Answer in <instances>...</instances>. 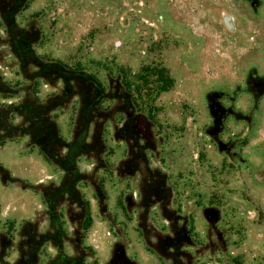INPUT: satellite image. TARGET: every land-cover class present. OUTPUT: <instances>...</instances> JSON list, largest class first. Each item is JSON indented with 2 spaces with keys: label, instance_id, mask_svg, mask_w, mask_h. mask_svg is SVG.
<instances>
[{
  "label": "rangeland",
  "instance_id": "374dc122",
  "mask_svg": "<svg viewBox=\"0 0 264 264\" xmlns=\"http://www.w3.org/2000/svg\"><path fill=\"white\" fill-rule=\"evenodd\" d=\"M13 22L104 96L85 131L78 85L23 76L0 19V104L26 97L60 137L0 146L2 263L29 241L36 264H264V0H30Z\"/></svg>",
  "mask_w": 264,
  "mask_h": 264
},
{
  "label": "trees",
  "instance_id": "16d2710c",
  "mask_svg": "<svg viewBox=\"0 0 264 264\" xmlns=\"http://www.w3.org/2000/svg\"><path fill=\"white\" fill-rule=\"evenodd\" d=\"M29 1L30 0H0V19L4 23L7 45L18 61L23 76L36 80L38 78H43L45 75H49L56 80H60L63 87L70 86V84H77L79 87L78 91L85 92L87 90L84 94L78 91L75 92L79 97L77 118H79L78 121L80 122V126L84 127L86 131L96 112L95 108L99 107L103 99V88L93 75L80 69L71 68L59 61H45L33 52L31 42L28 39L14 38L12 36L14 30L13 19L17 13L27 8ZM29 66H33L37 70L29 74L27 71V67ZM155 73L160 81V84L155 86L154 89L155 94H158L171 86L172 79L163 68L157 69ZM11 91L12 89L0 78V94L7 95ZM89 92L90 94L88 95ZM29 103L30 101L25 97L24 100L18 104H0V146H2L6 140H13L24 136L29 138L31 144L37 145L40 148L45 147L48 143L60 144V137L55 123L52 118L47 115L49 112L47 110L44 112H40L39 110L34 111L29 108L31 104ZM15 116L20 118V122H15ZM43 155V157L47 159L48 156L45 153ZM71 184L70 182L68 186H71ZM86 203L87 202H85L87 211ZM89 222L90 215L86 212L83 227L87 228ZM34 246V242H26L27 253L19 257L17 260V263L19 262L18 264L37 263L33 258L36 252L33 250ZM0 264L11 263H2L0 259Z\"/></svg>",
  "mask_w": 264,
  "mask_h": 264
},
{
  "label": "crops",
  "instance_id": "0c3cea01",
  "mask_svg": "<svg viewBox=\"0 0 264 264\" xmlns=\"http://www.w3.org/2000/svg\"><path fill=\"white\" fill-rule=\"evenodd\" d=\"M26 163H27V165H29V163L30 164H33V163H35V160H34V158L29 157V159L26 161ZM19 164L21 165L22 162L19 161ZM24 164H25V162H24ZM31 167L33 168V166H31ZM27 168H28V166H27ZM37 180H39V177H37ZM14 192L16 193L15 194V196H16L15 197L16 198L15 201L16 202H14V201H8L6 204H9L10 206L12 205L13 208H14V210L16 212H19V213H22V214L23 213L28 214L29 211H31V210H29L26 205H21L20 201L22 200V198L28 199L27 197H29V196L26 194V192H21V191L20 192H17V190H14Z\"/></svg>",
  "mask_w": 264,
  "mask_h": 264
}]
</instances>
